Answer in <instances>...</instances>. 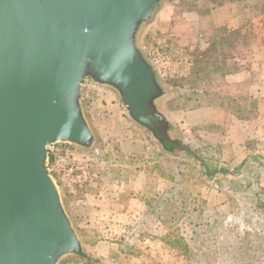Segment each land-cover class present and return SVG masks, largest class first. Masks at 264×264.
I'll return each instance as SVG.
<instances>
[{
	"label": "rangeland",
	"instance_id": "obj_1",
	"mask_svg": "<svg viewBox=\"0 0 264 264\" xmlns=\"http://www.w3.org/2000/svg\"><path fill=\"white\" fill-rule=\"evenodd\" d=\"M175 1L161 0L159 9ZM198 1L180 3L188 10ZM209 1L215 7L232 4L234 16L245 12L242 21L249 24L264 15L258 0ZM156 12L140 26L136 46L163 89L156 106L167 121L166 136L183 135L207 167L185 152H167L148 128L129 117L118 96L88 80L81 104L93 134L91 146L59 143L49 150L50 175L84 255L67 256L59 264H229L227 255L239 258L233 264H264V210L259 208L264 204V129L256 132L258 125L264 128V97L232 99L224 81L215 86L213 71H227L225 63L217 62L216 69L203 53L177 47L169 32L154 28ZM257 28H262L258 42L264 48V21ZM209 35L220 39L211 57L225 61L238 32L212 29ZM159 56L178 66L176 77L159 76L153 62ZM256 69L264 82V68ZM210 86L222 94L207 91ZM215 170L229 174L206 175ZM114 185L122 190L123 215L86 226L83 213L74 214L72 202L80 200L75 197L98 187L108 195ZM164 194L174 196L169 205L159 199ZM100 204L106 209L101 214L112 213L109 201Z\"/></svg>",
	"mask_w": 264,
	"mask_h": 264
},
{
	"label": "water",
	"instance_id": "obj_2",
	"mask_svg": "<svg viewBox=\"0 0 264 264\" xmlns=\"http://www.w3.org/2000/svg\"><path fill=\"white\" fill-rule=\"evenodd\" d=\"M161 0H0V264H59L82 242L48 168L50 148H88V80L120 96L155 138L167 121L136 46ZM161 141V140H160Z\"/></svg>",
	"mask_w": 264,
	"mask_h": 264
},
{
	"label": "crops",
	"instance_id": "obj_3",
	"mask_svg": "<svg viewBox=\"0 0 264 264\" xmlns=\"http://www.w3.org/2000/svg\"><path fill=\"white\" fill-rule=\"evenodd\" d=\"M200 1L196 2L197 8L188 10L184 8L185 6H181L180 0L173 3H165L162 8L156 12L157 16L154 28L158 31L165 30L169 32L177 47L182 46L181 48L187 52L203 53L204 56L208 57L210 65L216 64V69H218L217 66H219L217 62H224L228 70L225 72H220L219 70L213 71L211 81L215 83V86H217L216 84H218V81H224L232 99H240L246 95L253 98L264 97V88H262L261 85L259 86L262 81L258 80V73L254 72L259 66L264 68V48L258 42L262 28H257L258 25L262 24V21H264V15L258 16L254 19L253 24L252 22L249 24L248 21H242L245 12L243 14H235L234 16L232 13L234 6L232 4H228L224 7H215L209 0ZM198 4H202V6L199 7ZM212 29H226L228 33L231 31L238 32V35H236L237 37L232 40H235V42L231 46V54L225 61H220L221 57H219V55L215 56L216 59L211 57V54L217 52V44L220 41L218 38H209V32ZM179 44L181 46H179ZM262 83L264 84V82ZM215 86H210L212 90L207 89V91L215 94H222L220 90L215 89ZM100 87H104L108 93L114 97L118 96L121 100L116 91L106 86ZM247 123H250V121H245V124ZM257 125L258 124H255V127ZM258 126V130L255 128L257 134L264 129L262 125ZM117 189L119 193H117ZM89 190L90 191L86 189L82 191L75 197L80 200H74V202H72L75 211L74 214L82 212L85 218L81 220L84 221L86 226H99L102 222L111 219L117 221V215H123L121 205L122 190L119 187L117 188L114 185L107 188V191H114L113 193H108L110 196L106 198L111 207L109 210L112 212L108 216H106L105 213L101 214V212L106 211V209L100 204L103 202L106 204L108 202L105 200V197L103 202H100L101 197L108 196L107 192H104V189L102 191V188L99 187ZM77 217H79L78 214ZM114 225H116V223Z\"/></svg>",
	"mask_w": 264,
	"mask_h": 264
},
{
	"label": "trees",
	"instance_id": "obj_4",
	"mask_svg": "<svg viewBox=\"0 0 264 264\" xmlns=\"http://www.w3.org/2000/svg\"><path fill=\"white\" fill-rule=\"evenodd\" d=\"M258 3L261 4L260 11L264 14V2H262V0H258ZM158 137L161 140L163 148L167 152L174 153V154H180L181 152H185V154H188L190 157L195 158L202 165L207 167V165L205 164V161L203 159L199 158L198 153H196L195 146L193 147L192 144H189L191 142H186L183 135H179V136H175V137H168V136H163L159 133ZM261 160L263 161V166H264V156L261 157ZM217 174L225 175V174H229V173L227 170H219V171L215 170L214 172L213 171L206 172V175L210 178L215 177ZM159 199L162 202V204L169 205L170 202L174 199V196L164 194V195H161L159 197ZM259 208L264 210V204H260ZM225 259H226V261L232 259V261L229 264L236 263L237 260H239L238 257H236V256L232 257L231 255H227L225 257Z\"/></svg>",
	"mask_w": 264,
	"mask_h": 264
},
{
	"label": "built area",
	"instance_id": "obj_5",
	"mask_svg": "<svg viewBox=\"0 0 264 264\" xmlns=\"http://www.w3.org/2000/svg\"><path fill=\"white\" fill-rule=\"evenodd\" d=\"M153 62L155 65H157L158 74L161 78L170 79V78H174L177 76L178 66L171 64L170 59L167 56L156 57ZM67 155H68V158H70L69 155H72V153L68 151ZM65 162H68V161L65 160Z\"/></svg>",
	"mask_w": 264,
	"mask_h": 264
}]
</instances>
